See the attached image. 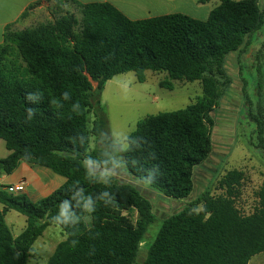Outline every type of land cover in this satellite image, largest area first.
Instances as JSON below:
<instances>
[{
	"label": "trees",
	"instance_id": "trees-1",
	"mask_svg": "<svg viewBox=\"0 0 264 264\" xmlns=\"http://www.w3.org/2000/svg\"><path fill=\"white\" fill-rule=\"evenodd\" d=\"M219 1L202 21L184 14L131 20L108 2L44 0L55 4L59 17L22 31H13V24L6 27L0 43V139L11 154L0 159V175H11L25 162L53 171L66 183L37 202L0 188V264H28L35 242L52 225L61 227L66 239L47 264L137 263L149 228L158 222L152 203L128 183L115 179L106 189L89 181L81 167L87 156L102 163L124 153L112 141L107 150H90L88 129L92 113V134L104 138L101 96L118 75L134 72L144 82L148 71L164 73L160 86L170 91L176 81L201 83L202 96L195 103L140 120L126 140L129 172L147 185L151 181L148 186L167 198L190 197L195 170L212 152V114L232 85L226 70L232 53H240L242 115L264 146V42L255 64L241 58L264 29V9L259 0ZM42 3L30 6L21 18ZM67 4L81 18L64 12ZM246 69L259 74L255 102L246 96ZM29 93L35 94L30 101ZM28 109L34 110L30 117ZM243 181L242 172L229 171L218 181L221 195H212L209 187L161 221L144 264H249L264 253V187L258 207L245 215L237 207ZM74 186L82 187L84 195L98 197L107 190L114 197L107 206L97 202L90 226L83 219L70 226L50 219L75 194ZM72 203L71 210L83 216ZM11 211L27 219L17 237L6 220Z\"/></svg>",
	"mask_w": 264,
	"mask_h": 264
},
{
	"label": "rangeland",
	"instance_id": "rangeland-1",
	"mask_svg": "<svg viewBox=\"0 0 264 264\" xmlns=\"http://www.w3.org/2000/svg\"><path fill=\"white\" fill-rule=\"evenodd\" d=\"M261 8L263 9V2H261ZM63 10L64 12L74 13L78 18H81L80 12L71 4L65 5ZM60 13L59 10H56L53 2L46 3L36 9L29 10L27 17L19 20L12 30L22 31L36 27L54 20L60 16ZM259 46L262 47V45ZM258 51L259 49L246 50L242 53L241 58L244 62L255 64ZM239 58L240 55L238 59L236 57L234 60L229 59L228 66L232 73L230 76L232 85L221 100L219 107L212 114L215 121L212 130V152L209 158L196 168L194 190L188 199L174 200L167 198L134 177L127 167L122 166L117 170L116 180L132 185L147 198L152 203L154 214L158 219V222L148 230L136 264L145 263L160 228V222L195 202L209 187L213 188L212 195H221L222 191L218 187V181L229 171L237 170L244 174V181L240 188L241 196L237 200V207L240 212L249 215L258 207V194L264 187V146L257 139L254 126L242 115L244 95L242 91L243 82L237 70ZM166 78L167 75L164 73L148 71L145 73L144 82H140L134 72L118 75L108 81L101 96L102 107L107 117L105 135L103 139H98L92 134L95 117L91 113L88 123L91 138L90 150L97 147L107 150L108 141L114 142L124 150L128 146L126 142L128 136L136 130L140 120L151 115L184 109L202 96L200 82L176 81L174 82V89L170 91L160 86V83ZM243 78L248 83L246 96H249L255 102L257 99L256 83L259 74L256 69H246L243 72ZM96 86L95 83L94 87ZM9 154L5 141L0 139V159H5ZM26 168V165H21L11 174V178L24 177L29 184H32L36 181L38 175L34 174L33 171L26 170ZM47 170L50 174L59 176L53 171ZM39 176L41 177V175ZM29 200L34 202L31 198ZM198 210H202L201 205L198 206ZM6 220L15 237L27 225L26 217L15 211L7 214ZM65 239L66 236L61 227L55 225L48 227L35 242L28 264H47L58 244ZM249 264H264V253L252 258Z\"/></svg>",
	"mask_w": 264,
	"mask_h": 264
},
{
	"label": "crops",
	"instance_id": "crops-1",
	"mask_svg": "<svg viewBox=\"0 0 264 264\" xmlns=\"http://www.w3.org/2000/svg\"><path fill=\"white\" fill-rule=\"evenodd\" d=\"M41 1H43L41 5H45L47 3L44 2V0H0V43H3L4 41V33L6 27L11 24L15 25L19 20L22 19L21 16L28 10L30 6ZM77 1H79L82 4H91L96 2L111 3L112 5L117 7L120 11H122L131 20L150 19V18L165 16L170 14H184L194 19H198L202 21H206L209 18L211 11L214 8H216L220 3L219 0H210L206 4H201L199 3L198 0H77ZM259 1H260V5L261 2H263V9H264V0H259ZM257 37H258L257 41L255 40V42H253V44L249 46L250 51L259 49L260 48L259 45H261L264 42V29L257 33ZM250 41H252V39H250ZM239 55L240 53L236 52L230 54L229 57L227 58L226 70L229 76L232 75L228 66L229 59L234 60L235 57L238 59ZM237 70H238V75H240L239 64H237ZM23 164L26 165L27 167L26 170L33 171L34 174L38 175L36 181H34L32 184H29L24 177L11 178V175H0V188L3 187V189L6 190V188L9 186H14L18 183L24 182L27 187L25 194L29 198L33 199L34 202H37L38 200H41L51 195L54 191H56L66 183V179L64 177L61 178V176H54L50 174L47 168L40 166L35 167L36 165H32L25 162H22L19 165V167H21V165ZM39 175H41V177ZM42 176L44 177L42 178Z\"/></svg>",
	"mask_w": 264,
	"mask_h": 264
},
{
	"label": "clouds",
	"instance_id": "clouds-1",
	"mask_svg": "<svg viewBox=\"0 0 264 264\" xmlns=\"http://www.w3.org/2000/svg\"><path fill=\"white\" fill-rule=\"evenodd\" d=\"M35 94L29 93V96L26 97L29 101L33 98ZM64 99L69 98V93H63ZM29 117L34 112L33 109L27 110ZM108 134V133H106ZM128 149H124V153L121 154L119 159L114 157H109V159L99 162L96 158L87 156L81 162V167L84 170L85 176L89 181H94L96 183H101L105 188H110L113 181L117 177V170L124 166L129 167L128 157L126 155ZM151 184V181H148V185ZM76 190L70 198L63 200L57 210L55 215L51 216V221L58 225L70 226L78 224L81 219L91 225L93 216L92 213L96 211L97 202H102L105 206L110 205L114 201V197L110 191H103L98 197L92 195H84V190L82 187L74 186ZM73 201H75L74 207L79 209L83 216L78 215L76 211L71 210L73 208Z\"/></svg>",
	"mask_w": 264,
	"mask_h": 264
},
{
	"label": "built area",
	"instance_id": "built-area-1",
	"mask_svg": "<svg viewBox=\"0 0 264 264\" xmlns=\"http://www.w3.org/2000/svg\"><path fill=\"white\" fill-rule=\"evenodd\" d=\"M26 184L24 182L18 183L14 186H9L6 190L10 194H25L26 193Z\"/></svg>",
	"mask_w": 264,
	"mask_h": 264
}]
</instances>
